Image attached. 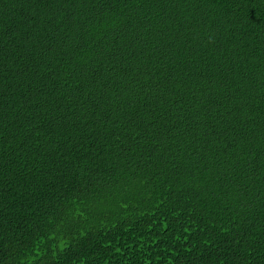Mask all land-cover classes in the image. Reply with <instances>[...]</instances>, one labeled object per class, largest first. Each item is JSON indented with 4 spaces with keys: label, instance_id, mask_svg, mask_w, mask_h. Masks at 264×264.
Instances as JSON below:
<instances>
[{
    "label": "trees",
    "instance_id": "16d2710c",
    "mask_svg": "<svg viewBox=\"0 0 264 264\" xmlns=\"http://www.w3.org/2000/svg\"><path fill=\"white\" fill-rule=\"evenodd\" d=\"M0 264H264V0H0Z\"/></svg>",
    "mask_w": 264,
    "mask_h": 264
}]
</instances>
